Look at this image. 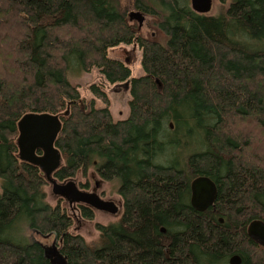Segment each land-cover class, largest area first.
Here are the masks:
<instances>
[{"label": "trees", "instance_id": "16d2710c", "mask_svg": "<svg viewBox=\"0 0 264 264\" xmlns=\"http://www.w3.org/2000/svg\"><path fill=\"white\" fill-rule=\"evenodd\" d=\"M218 1L217 14L201 15L189 0H134L157 19L159 43L139 35L122 0H0V264H52L26 230L53 235L64 264H264L247 235L264 222V0ZM122 45L141 52L142 76L111 55ZM94 69L128 82L125 120L112 119L100 85L88 86L97 109L68 80ZM28 114L61 122L54 181L81 185L96 171L117 183L123 213L95 225L94 243L19 159ZM198 177L218 193L203 213L189 203ZM78 213L94 219L89 207Z\"/></svg>", "mask_w": 264, "mask_h": 264}, {"label": "water", "instance_id": "95a60500", "mask_svg": "<svg viewBox=\"0 0 264 264\" xmlns=\"http://www.w3.org/2000/svg\"><path fill=\"white\" fill-rule=\"evenodd\" d=\"M191 9L198 14L207 15L212 9V0H189ZM130 20H136L141 25L140 13H129ZM61 130V122L57 116L48 114H28L18 123L19 136L17 146L19 159L41 170L48 183L51 184V194L61 197L70 205L83 204L96 212L115 215L117 209L112 202L100 199L96 194L82 192L74 181L60 184L54 181L52 174L61 166L60 153L54 148V141ZM37 152H40L38 154ZM190 205L199 213L205 212L216 201V185L207 177H198L190 184ZM248 237L264 246V222L252 221L247 227ZM44 254L52 264H64L62 256L55 248L44 249ZM238 256H232L229 264H240Z\"/></svg>", "mask_w": 264, "mask_h": 264}, {"label": "rangeland", "instance_id": "374dc122", "mask_svg": "<svg viewBox=\"0 0 264 264\" xmlns=\"http://www.w3.org/2000/svg\"><path fill=\"white\" fill-rule=\"evenodd\" d=\"M134 0H122L123 5L128 7L129 13L136 11L132 7V3ZM220 11L219 1L212 0V9L209 13L210 15H215ZM135 21V20H134ZM133 23L135 25L138 24V33L142 38L148 40H154L159 43H165L167 37L164 33L159 29L157 19L149 15H142L141 25L137 21ZM136 46H125L122 45L113 49L111 51V55L114 58L120 59L124 62L131 70L132 77H140L143 72L140 65L141 52L135 48ZM128 62V64H127ZM69 82L79 87L80 96L84 97V101L86 106L89 105L91 101H94V108H102L103 104L101 101L95 99L93 95L89 92L88 86L92 83L100 85L102 90L106 93L109 99V111L112 119L117 121L125 120L129 114L128 102L130 101V93L128 90V82L120 83V84H110L108 83L104 77L99 73L98 70H93L88 74H81L80 76H71L68 75ZM100 183V190L103 192V200L111 202L114 201L116 203H120L121 199L117 193L118 185L115 182H107ZM48 193V202L51 205H54L57 202V198H55L51 194L50 187H47ZM70 213L74 216V230L76 233L80 234L85 238V240L89 243H94L98 238V232L96 231L95 225L102 224L108 225L112 223H116L120 215H110L102 212H95L93 221H84L81 219L80 214L76 210H70ZM26 237L29 240H33L41 244L44 249H55V238L53 235L41 236L36 232H32L26 230Z\"/></svg>", "mask_w": 264, "mask_h": 264}, {"label": "flooded vegetation", "instance_id": "af4514ba", "mask_svg": "<svg viewBox=\"0 0 264 264\" xmlns=\"http://www.w3.org/2000/svg\"><path fill=\"white\" fill-rule=\"evenodd\" d=\"M127 64H128V62H127ZM99 182H102V183H105L102 179H101V177H100V175L98 174V172H96V171H94L93 173H91L90 175H89V181H88V183H83V184H76L77 185V187H78V189L80 190V191H82V192H86V193H92V194H96L100 199H102L103 200V197H102V195H103V192L100 190V183ZM49 184V187H50V190H51V184L50 183H48ZM191 184V183H190ZM189 189H190V187H189ZM190 196H191V192H190ZM190 196H189V203H190ZM55 197V196H54ZM120 197V196H119ZM55 198H57V200H59V199H63V198H61V197H55ZM120 199H121V197H120ZM64 200V204H65V206H67L70 210H76V211H79L80 210V207H87V206H85V205H83V204H75V205H72V206H70L66 201H65V199H63ZM111 202L115 205V207H116V209H117V212H116V214L115 215H122V213H123V210H124V206H123V202H122V199H121V202L120 203H116V202H114V201H112L111 200ZM191 206V205H190ZM192 208V207H191ZM91 209V208H90ZM193 209V208H192ZM92 210V209H91ZM194 210V209H193ZM195 211V210H194ZM93 212L95 213L96 211H94L93 210ZM115 215H113V216H115Z\"/></svg>", "mask_w": 264, "mask_h": 264}]
</instances>
